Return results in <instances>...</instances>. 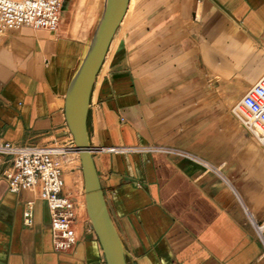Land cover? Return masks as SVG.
<instances>
[{"label":"crops","instance_id":"obj_1","mask_svg":"<svg viewBox=\"0 0 264 264\" xmlns=\"http://www.w3.org/2000/svg\"><path fill=\"white\" fill-rule=\"evenodd\" d=\"M85 48L28 27L2 37L1 139L70 145L64 97ZM263 74L264 0H130L87 117L126 264H263L264 243L248 218L264 219V147L233 113L237 92ZM2 171L0 264H106L81 211L70 253L53 251L44 202L26 227L29 195L9 192Z\"/></svg>","mask_w":264,"mask_h":264},{"label":"built area","instance_id":"obj_2","mask_svg":"<svg viewBox=\"0 0 264 264\" xmlns=\"http://www.w3.org/2000/svg\"><path fill=\"white\" fill-rule=\"evenodd\" d=\"M63 3L64 0H0V40L9 30L21 27L56 32ZM233 111L247 132L264 147V77L248 89ZM74 149L72 141L70 147H65L18 145L0 138V168L9 192L29 195L22 203L23 224L26 227L32 225L35 203L44 202L49 213L52 249L61 254L70 253L78 243L75 227L80 193L73 195L67 190L62 162ZM106 150L119 152L125 149ZM142 151L182 154L164 147H146ZM251 223L264 243L263 228Z\"/></svg>","mask_w":264,"mask_h":264},{"label":"water","instance_id":"obj_3","mask_svg":"<svg viewBox=\"0 0 264 264\" xmlns=\"http://www.w3.org/2000/svg\"><path fill=\"white\" fill-rule=\"evenodd\" d=\"M130 0H104L88 49L67 87L64 117L79 153L86 211L106 264H126L124 249L105 203L87 131L90 98L109 47L127 12Z\"/></svg>","mask_w":264,"mask_h":264},{"label":"rangeland","instance_id":"obj_4","mask_svg":"<svg viewBox=\"0 0 264 264\" xmlns=\"http://www.w3.org/2000/svg\"><path fill=\"white\" fill-rule=\"evenodd\" d=\"M96 1H98V3ZM133 3H132V5H133ZM92 7L96 13H99V11L102 12L103 0H102V5H101V0H64L62 12H61V17H60V22H59V25L57 28L58 33L64 37H69V38H73V39L81 41L84 45H86V48H87V46L89 45V42L92 38L95 27L98 23L96 20L95 21L91 20L93 17L92 13H94V11H92V12L87 11V10H89V8L92 10ZM89 13H90L91 17L89 16ZM130 13H131V11H130ZM130 13L127 16V21L131 15ZM100 15H101V13L99 14V16ZM88 18H90V20ZM127 21H126V23H127ZM86 48H85V50H86ZM262 76H264V74ZM247 91L248 90L245 89V90H240L239 92H237L235 102L232 100V101H230V103L232 104V102H234V104H236L245 95V93ZM234 104L230 105L229 107L232 108L234 106ZM252 137H253V141L256 144H258L259 146H263L259 143V141L257 140V138L254 135ZM70 145H71V141H70ZM70 145L67 147H70ZM69 154H71V153H69ZM69 154H67V155H69ZM62 162H63V160H62ZM65 167H67V170H68V173H67V176L65 177V179H66V182L68 183V186L71 187L70 192L73 195L79 194L81 192V190L83 189V178H82L80 164L78 163V161L75 157L69 156L67 158V161H65L63 163V170ZM78 212H80V211H78ZM81 213H82V217L86 218L83 209L81 210L80 214ZM248 220H249L250 224H252L251 218L250 219L248 218ZM263 222H264V219L262 221H259V223L257 225L261 226L263 228V236H264V224H263ZM263 264H264V261H263Z\"/></svg>","mask_w":264,"mask_h":264},{"label":"bare ground","instance_id":"obj_5","mask_svg":"<svg viewBox=\"0 0 264 264\" xmlns=\"http://www.w3.org/2000/svg\"><path fill=\"white\" fill-rule=\"evenodd\" d=\"M104 1V0H103ZM97 3H98V1H96ZM129 4H130V2H129ZM101 5H102V0H101ZM96 6V5H95ZM128 8H129V6H128ZM102 10H103V8H102ZM87 11H94L93 10V7H92V10L89 8V10H87ZM127 11H128V9H127ZM90 12V13H91ZM90 13H89V16L91 17V15H90ZM100 13H102V12H100L99 11V13H96L95 11H94V13H92L93 14V17H92V21H99V19H100V16H99V14ZM88 14V13H87ZM126 14H127V12H126ZM126 14H125V16H126ZM85 16V15H84ZM125 16H124V18H125ZM124 18H123V20H124ZM89 20H90V18H88ZM85 21V20H84ZM83 21V22H84ZM82 22V23H83ZM91 23V22H90ZM122 23H123V21H122ZM121 23V24H122ZM121 26V25H120ZM120 28V27H119ZM118 28V29H119ZM118 31V30H117ZM117 31H116V33H117ZM116 33H115V35H116ZM115 37V36H114ZM114 39V38H113ZM112 42H113V40H112ZM89 44H90V42H89ZM112 44V43H111ZM89 46V45H88ZM88 46H87V48H86V50H85V52H84V55H85V53H86V51H87V49H88ZM111 46V45H110ZM109 49H110V47H109ZM84 55H83V57H84ZM107 55H108V53H107ZM107 55H106V57H107ZM82 57V58H83ZM106 57H105V59H106ZM82 58H81V60H82ZM105 61V60H104ZM104 64V63H103ZM103 66V65H102ZM102 68V67H101ZM100 71H101V69H100ZM99 71V72H100ZM98 75H99V73H98ZM97 75V76H98ZM97 79V78H96ZM96 82V81H95ZM241 101V100H240ZM239 101V102H240ZM238 102V103H239ZM237 103V104H238ZM236 104V105H237ZM235 105V106H236ZM234 112V111H233ZM242 123V122H241ZM243 124V123H242ZM68 132H69V130H68ZM69 135H70V139H71V141L73 142V138H72V136H71V134H70V132H69ZM260 143V142H259ZM74 144V143H73ZM75 146V145H74ZM69 156H72V157H75L76 159H77V161H78V163L80 164V167H81V163H80V159H79V153H78V151L76 150V149H74V151H72V153L71 154H69V155H67L66 157H64L62 160H63V163L65 162V161H67V158L69 157ZM83 178V177H82ZM64 180H65V183H66V186H67V190L68 191H70L69 189H68V183L66 182V179H65V168H64ZM79 200H80V203H79V205H80V210L79 211H81L82 209L84 210V214H85V217L87 218V220L90 222V220H89V218H88V214H87V211H86V201H85V193H84V183H83V189L81 190V192H80V196H79ZM77 219H78V215H77ZM252 222H253V220H252ZM77 224H78V220H77Z\"/></svg>","mask_w":264,"mask_h":264}]
</instances>
